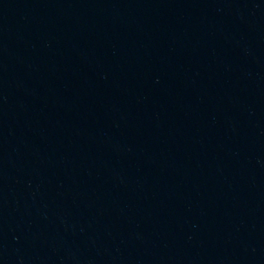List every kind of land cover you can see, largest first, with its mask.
<instances>
[{"label":"water","instance_id":"water-1","mask_svg":"<svg viewBox=\"0 0 264 264\" xmlns=\"http://www.w3.org/2000/svg\"><path fill=\"white\" fill-rule=\"evenodd\" d=\"M0 264H264V0H0Z\"/></svg>","mask_w":264,"mask_h":264}]
</instances>
